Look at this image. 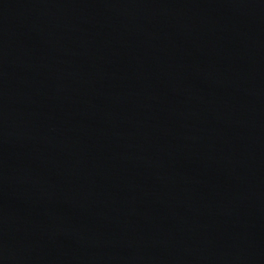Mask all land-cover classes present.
I'll list each match as a JSON object with an SVG mask.
<instances>
[{
  "label": "water",
  "instance_id": "obj_1",
  "mask_svg": "<svg viewBox=\"0 0 264 264\" xmlns=\"http://www.w3.org/2000/svg\"><path fill=\"white\" fill-rule=\"evenodd\" d=\"M0 264H264V0H0Z\"/></svg>",
  "mask_w": 264,
  "mask_h": 264
}]
</instances>
